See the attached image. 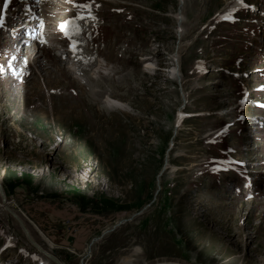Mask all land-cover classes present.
I'll use <instances>...</instances> for the list:
<instances>
[{"label":"rangeland","instance_id":"374dc122","mask_svg":"<svg viewBox=\"0 0 264 264\" xmlns=\"http://www.w3.org/2000/svg\"><path fill=\"white\" fill-rule=\"evenodd\" d=\"M10 1L0 180L37 246L63 264H264V0H183L180 26L179 0H90L86 63L57 27L72 0ZM1 202L0 254L48 261Z\"/></svg>","mask_w":264,"mask_h":264},{"label":"snow or ice","instance_id":"6c2138e0","mask_svg":"<svg viewBox=\"0 0 264 264\" xmlns=\"http://www.w3.org/2000/svg\"><path fill=\"white\" fill-rule=\"evenodd\" d=\"M241 4L244 3V0H238ZM73 7L79 9L76 16L70 17L65 21H61L58 24V29L62 33V35L68 39L69 41V50L73 53V55L80 59L82 62L83 60L80 48V42L75 38L77 35L83 32L80 24L78 22L86 21V20H95V17L91 14V2L86 3H77L76 0H72ZM9 0H4L3 8L6 10L8 8ZM226 20H235V16L233 14L225 15L224 17ZM0 27H3V15H0ZM41 27H43V23L41 22ZM94 59V58H93ZM2 70V68H0ZM246 101L242 99L240 101L241 104L245 103ZM264 106V105H262ZM242 119V117H241Z\"/></svg>","mask_w":264,"mask_h":264},{"label":"water","instance_id":"95a60500","mask_svg":"<svg viewBox=\"0 0 264 264\" xmlns=\"http://www.w3.org/2000/svg\"><path fill=\"white\" fill-rule=\"evenodd\" d=\"M180 4H179V7H178V12L179 13H182L183 11V8H182V4L183 2L180 0ZM181 19L178 20V25L181 24ZM175 64L177 66V68L179 67L178 65V61H177V57H175ZM178 84L179 86L182 85L181 83V79L180 77L178 76ZM184 97V96H183ZM2 181H0V196H1V200H2V203L4 204L6 210L10 213V215H12L17 221L18 223L20 224V226L22 227V229L24 230V233L26 234V237L27 239L33 243L34 245H36V247L42 252L44 253L50 260H52L54 263L56 264H62L56 257H54L53 255H50L48 254L47 252H45L44 250H42L39 246H37V244L35 243V241L33 240V237L30 233V230L29 228L27 227V225L25 224V222L23 221V219H21L11 208L8 207L7 205V197H6V194H5V191H4V188H3V185L1 184ZM139 214H136L134 215L132 218H129V219H125L124 221H121L120 223L116 224L112 229H111V232H114L115 230H117L119 227H121L122 225L128 223V222H131L134 220V218L136 216H138ZM101 239V238H100Z\"/></svg>","mask_w":264,"mask_h":264},{"label":"bare ground","instance_id":"6f19581e","mask_svg":"<svg viewBox=\"0 0 264 264\" xmlns=\"http://www.w3.org/2000/svg\"><path fill=\"white\" fill-rule=\"evenodd\" d=\"M182 2H183V0H181ZM13 2V1H12ZM181 3V2H180ZM25 4H27V5H29V6H36L37 7V0H23V5H25ZM182 8H183V4H182ZM37 10V9H36ZM179 15H177L178 16V19H181L182 20V13H178ZM13 21L12 19H7V21ZM9 23V22H8ZM18 23V22H17ZM19 23H20V21H19ZM6 24H7V22H6ZM181 24H182V21H181ZM180 24V25H181ZM179 25V26H180ZM34 26V24L32 23L31 24V27H30V29H32V31H33V33L35 32V27H33ZM180 29V28H179ZM19 32H21V29L19 30ZM21 34V33H20ZM176 66V65H175ZM175 66H173V68H172V71L176 74V73H178L177 72V69H179V67L177 68V66L175 67ZM179 72H180V70H179ZM1 181V180H0ZM1 184H2V182H1ZM2 203V202H1ZM0 206L2 207L3 205L2 204H0ZM114 227V226H113ZM112 227V228H113ZM111 228V229H112ZM111 229H109V230H106L105 231V235L106 234H108V233H110L111 232ZM95 240V239H94ZM95 241H99V239H97V240H95ZM47 260V259H46ZM46 263H48V261H45ZM161 264H177V263H172V262H168V263H161Z\"/></svg>","mask_w":264,"mask_h":264},{"label":"trees","instance_id":"16d2710c","mask_svg":"<svg viewBox=\"0 0 264 264\" xmlns=\"http://www.w3.org/2000/svg\"><path fill=\"white\" fill-rule=\"evenodd\" d=\"M140 33V32H139Z\"/></svg>","mask_w":264,"mask_h":264}]
</instances>
